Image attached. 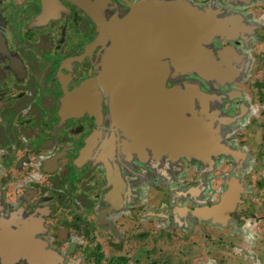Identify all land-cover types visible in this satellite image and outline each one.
<instances>
[{
	"label": "flooded vegetation",
	"instance_id": "af4514ba",
	"mask_svg": "<svg viewBox=\"0 0 264 264\" xmlns=\"http://www.w3.org/2000/svg\"><path fill=\"white\" fill-rule=\"evenodd\" d=\"M28 1L0 0V264H89L88 258L100 263L97 252L104 235L78 227L91 220L105 222L117 246L124 236L116 231L119 224L156 234L157 220L168 223L162 231H192L212 222L222 229L229 226L241 240L243 247L234 245V250L246 258L256 254V246L264 244V0ZM144 2L176 4L201 19L192 37L183 39L186 45L142 62L164 71V86L180 92L182 117L193 119L195 128L216 144L215 152L196 157L147 141L137 146L121 126L114 102L127 92L128 83L116 74L114 84L101 81L110 38L93 17L116 23L132 4ZM30 18L38 20L31 26ZM9 20L16 22L14 29H6ZM36 42L45 47V55L55 54L52 61L35 50ZM40 56L47 78L38 75L34 61ZM41 97H46L48 110L29 109V103ZM89 143L88 152L81 155ZM161 156L165 161L186 160L189 172L177 176L178 185L170 184L168 167L153 164L144 171L132 162L148 166ZM70 163L86 169L75 176L74 189L67 190L61 180ZM98 167L102 182L89 180ZM152 177L165 179L159 188H167L166 199L156 208L147 201L141 211L140 197L157 184ZM144 183L150 186L143 188ZM206 183L216 194L214 202L186 201L199 195ZM229 186L236 195L225 217L199 212L217 205ZM87 193L93 205L87 197L80 199ZM247 223L252 244L234 234ZM57 234V239L48 237ZM144 236L145 230L136 234L138 240ZM78 246L87 252L78 251ZM21 254L24 260L14 259ZM157 254L148 261L180 264L170 255ZM210 261L198 256L191 264Z\"/></svg>",
	"mask_w": 264,
	"mask_h": 264
},
{
	"label": "water",
	"instance_id": "95a60500",
	"mask_svg": "<svg viewBox=\"0 0 264 264\" xmlns=\"http://www.w3.org/2000/svg\"><path fill=\"white\" fill-rule=\"evenodd\" d=\"M93 18L95 23L107 28L110 38L102 58L100 79L114 84L116 74L123 77L119 80L127 81L128 90L114 102V109L128 136L136 140L135 144L138 146L140 141H147L154 146L189 152L196 157L202 152H215L216 144L209 143L195 128L193 119L182 117L184 107L179 99L180 92L164 86V71L142 62L152 56L168 54L171 48L186 45L183 39L192 37L200 17L176 4L144 2L136 6L132 4L128 15L116 23ZM138 57L140 61L136 60ZM190 100L185 103L189 104ZM90 145H86L81 155L88 152ZM235 195L233 186H229L217 205L202 208L199 212L204 215L220 213L223 218ZM14 259L22 261L24 256L16 255Z\"/></svg>",
	"mask_w": 264,
	"mask_h": 264
},
{
	"label": "rangeland",
	"instance_id": "374dc122",
	"mask_svg": "<svg viewBox=\"0 0 264 264\" xmlns=\"http://www.w3.org/2000/svg\"><path fill=\"white\" fill-rule=\"evenodd\" d=\"M30 0L28 1V4H30ZM50 18H53L51 15ZM38 19L36 18H30L27 23L31 22V26L34 25V23ZM16 27L15 21H8L6 29L12 28L14 29ZM37 45V47H36ZM35 50L41 53V55L45 56L47 60L52 61L53 55L55 54H49L48 56L45 55L47 52L43 51L45 47L40 43L36 42ZM53 47V46H52ZM33 48V50H34ZM54 48V47H53ZM42 56H40L41 58ZM37 58V61H34L37 63V66L40 67V70L38 71V75L41 78H45L48 73L45 71L43 64L44 60L42 58ZM31 61L35 59V57L31 56ZM48 61V62H49ZM34 62H32V65H34ZM47 78V77H46ZM30 108L33 109L35 107L38 111L44 112L47 111L49 106H47V99L46 97L39 98L36 102H30L29 103ZM74 155V154H73ZM183 156V155H182ZM184 158V157H183ZM187 158V157H186ZM112 161V160H111ZM134 165L137 163L139 164L140 169L144 168V171H147L149 168H152L153 164L157 167H168V172L171 177L170 184H177L180 181V178L185 177L189 171H187L185 167L186 160H177V161H165L164 157H159L158 159H155L153 163H148L146 165L141 164L139 161H132ZM89 163V162H88ZM114 163V162H113ZM189 164V163H187ZM169 165V166H168ZM89 167L90 165L87 164ZM136 166V165H135ZM86 168H82L78 163H70L68 167L64 170L63 173V181L61 180V186L62 188H66L67 190L74 189L75 186H73V181L75 179V176H77L82 170H85ZM88 169V168H87ZM147 176V175H146ZM179 176V177H177ZM97 179L100 182H102L103 179V171L100 167L97 168V170L94 172V175L89 179ZM207 178V177H206ZM152 179H156V177H152ZM140 181V179L138 180ZM165 181V179L161 180L156 179L155 182L157 184H152V187H149L150 185H147L144 183L143 188L149 187V191L147 193H143L141 198V206L138 208L141 211H145L148 207L147 201L149 203L153 204L154 207H158L161 205V201H165V197L163 195H166L167 188H163L164 190H161L159 187H161L163 184L160 182ZM38 182V181H37ZM72 182V184H71ZM34 184V183H33ZM39 183L37 184V186ZM57 185H60V180L57 181ZM165 185V184H164ZM213 185V182L211 181V186ZM166 186V185H165ZM210 184L206 183L202 189V192L197 195L190 197L186 199V201H189L192 204H197L200 202H194L198 201L200 199H203L205 202L212 203L216 199V194L214 191H212V187ZM261 192V191H259ZM89 193V192H88ZM80 195L81 200L84 197H87V203H92L93 197H88L89 194ZM173 193V192H172ZM146 199V200H145ZM255 200V205L257 203V199ZM154 209V208H153ZM151 210V209H149ZM155 210V209H154ZM91 213V211H90ZM95 213V211H94ZM120 211L118 213H114L113 218L117 217ZM95 217L93 216V219ZM108 220H111L110 217H107ZM122 222V221H120ZM159 224V228L157 229V233L155 234L150 233V231L141 228L140 226H132L128 227L126 224H119L118 231L122 232L124 236H122L121 242H123L122 246H117L116 244L118 241L114 237L115 234H113L112 230L105 226L104 224L99 220H91L90 223H83L78 226L81 229H85L86 232L91 231V229H94L99 236H102L101 247L100 251L97 252L98 258L101 260L100 263H96L93 261V259H87L89 264H110V261H113V264H141L142 262H146L150 260L152 257H157V253L167 254L170 255L172 258V262H178L180 264H191V261L194 259L196 260L198 256L209 258L210 264H264V244L261 243L259 245V248L256 246L254 252L248 253L250 255V258H246V256L241 252L239 249L234 250V245H241V240L237 239L233 236L231 233V229L228 227H225L222 229V226L212 224V222H207L205 225H201V227L197 226L195 230L192 231H185L181 228L172 227L169 228L168 231H162L161 227H166L168 223L165 220H157ZM107 223H110L107 221ZM167 223V224H164ZM213 226H209V225ZM230 223L229 225H231ZM250 223H247L245 225H241L238 229L234 231V234L242 235L244 239L249 240L250 243H253V235L248 232V227ZM259 226V225H258ZM168 227V226H167ZM256 227V226H255ZM258 228V227H256ZM107 229V231L105 230ZM145 230V236L140 238L139 240L136 238V234L139 231ZM93 232V231H92ZM65 236V234L63 235ZM88 234L86 233L85 236H83L82 240H87ZM49 239H57L59 238V234L56 236L48 235ZM67 237V236H66ZM65 237V238H66ZM262 237V236H261ZM261 239V238H260ZM71 237L68 239L66 243H69L71 241ZM96 239H92L91 245L93 246ZM113 241H117V243L113 244ZM61 242V241H60ZM86 242V241H85ZM65 242L63 243L64 248H67V245ZM237 243V244H236ZM243 247V246H242ZM258 248V249H257ZM78 251H82L84 254L87 252L83 249H81L78 246ZM102 254H100V253ZM236 252V253H235ZM73 255L76 256L75 252L73 251ZM93 255H96V253H93ZM103 256V257H102ZM125 257V260H120V258ZM200 263H203V260H200ZM77 264H80L78 261Z\"/></svg>",
	"mask_w": 264,
	"mask_h": 264
},
{
	"label": "trees",
	"instance_id": "16d2710c",
	"mask_svg": "<svg viewBox=\"0 0 264 264\" xmlns=\"http://www.w3.org/2000/svg\"><path fill=\"white\" fill-rule=\"evenodd\" d=\"M97 259L100 261L99 258H97ZM113 263H114L113 261H110V264H113ZM144 264H156V261H155V262H154V261H152V262L147 261V262L144 263ZM163 264H166V263L164 262Z\"/></svg>",
	"mask_w": 264,
	"mask_h": 264
},
{
	"label": "crops",
	"instance_id": "0c3cea01",
	"mask_svg": "<svg viewBox=\"0 0 264 264\" xmlns=\"http://www.w3.org/2000/svg\"><path fill=\"white\" fill-rule=\"evenodd\" d=\"M63 236V235H62Z\"/></svg>",
	"mask_w": 264,
	"mask_h": 264
}]
</instances>
